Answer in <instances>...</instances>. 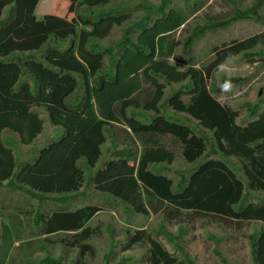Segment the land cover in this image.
<instances>
[{
	"label": "trees",
	"instance_id": "obj_1",
	"mask_svg": "<svg viewBox=\"0 0 264 264\" xmlns=\"http://www.w3.org/2000/svg\"><path fill=\"white\" fill-rule=\"evenodd\" d=\"M113 1L116 0H84V4L96 7ZM139 2L144 16L136 25L141 32L134 41L128 35L131 30L128 29L118 43L121 52L115 59L113 71L111 67L103 68L104 53H112V49H100L96 43L91 45L90 40L109 35L114 25H121L130 18L128 13L116 16L110 15L107 10H91L94 20L82 21L92 29H83L79 33L78 44L72 40L70 47L61 51L55 46L71 37L74 39L75 23L58 15L37 18L28 10L24 0H0V187L23 191L40 202L33 224L40 230L39 250H48V254L40 259V264H65L71 251L82 255L85 252L96 254L94 258L100 262L101 251L95 246L94 237L99 234L89 225L100 208L86 205L71 211L67 205L83 194V184L88 182L86 170H94L101 159L105 132L112 123L124 122L143 138L156 132L179 137L185 144L184 156L189 162L203 155L207 145L205 137L161 115L160 106L163 105L166 86L159 80L161 78L184 84L190 89L186 93L190 95L189 103L182 98L184 92L177 90L169 98L170 105L177 111L190 114L202 126L213 131L218 149L224 155H235L244 162L250 189L264 192V111L247 126L238 125L236 111L218 99L220 87L215 82L209 83L221 63L231 64L233 58L242 52L250 55L245 51L264 38V33L223 43L222 47L215 46L217 57L205 69L189 67L182 70L177 62L189 64L191 59L178 54V30L185 27L190 17L208 1L194 0L187 7L171 5L172 0ZM262 8L264 10V0H258L252 7L239 10V13L247 15ZM239 17L233 16L231 20ZM225 24L226 21H211L197 26L186 42H192L207 28ZM38 51L40 57L34 54ZM111 58L113 60V54ZM77 77L84 80L83 100L68 103L79 87ZM222 80L224 83L231 82L225 76ZM144 81H150L155 86L151 99L140 98L144 95ZM34 105L46 108L51 122L65 133L41 148L33 161L21 163L15 154V146H11L15 143L4 140L3 132L11 130L19 134L22 143L32 144L44 129L43 119L31 109ZM142 105L155 112L156 117L150 123H142L128 115V109ZM257 109L255 106L251 112L256 114ZM131 113L136 114L134 111ZM145 140L156 143L152 137ZM117 156L120 157L118 160H111L103 169L97 170L92 181L100 192L120 198L133 206L136 212H149L143 200L144 187L150 197L154 195L166 200L171 208L192 215L208 213L217 219L214 221L217 224L225 220H260L264 223V203H247L245 184L221 159L205 161L189 178L182 173L179 184L175 185L173 179L157 175L148 168L152 162H173L175 153L165 147L153 144L147 148L137 169L129 164L132 159L129 151L120 150ZM176 187L178 192H175ZM47 200H53L58 205L45 211L41 205ZM169 213L174 215L175 211L170 209ZM14 219L17 228L20 216L16 215ZM5 229L8 237L9 228L5 226ZM167 235L173 241L174 235ZM7 237L3 236L5 244L9 242ZM140 238L141 233L133 236L131 241ZM250 241L253 264H264V227L260 233L252 234ZM30 244L23 243L18 249L24 245L30 248ZM142 246L147 247L150 264H197L186 252L187 261L174 257L162 242L152 238ZM57 249H61L63 255L55 258L52 253ZM17 259L19 262L15 264L24 261L14 255L13 261ZM126 260H121L119 264ZM222 260L223 264H231L224 258Z\"/></svg>",
	"mask_w": 264,
	"mask_h": 264
},
{
	"label": "rangeland",
	"instance_id": "obj_2",
	"mask_svg": "<svg viewBox=\"0 0 264 264\" xmlns=\"http://www.w3.org/2000/svg\"><path fill=\"white\" fill-rule=\"evenodd\" d=\"M28 10L35 15L37 18H45L50 14L62 16L70 20H77V17L87 18L90 16V11L93 9H104L111 10L113 14H126L130 15V19L121 26H116L110 37L100 41L102 45L109 46L114 45L121 38L125 28L131 26L144 14L143 8L140 6L139 0H116L112 4H106L105 6L88 7L84 4V0H24ZM158 3L161 0H151ZM211 4V9L204 11L214 15L220 10H230V15H235L237 9H246L252 6L256 0H236L233 3L229 0H208ZM172 5L182 6L185 5L184 0H172ZM203 14L198 16L194 23L205 22ZM73 21V22H74ZM264 29V10H260L258 15L253 17H242L240 20H234L230 25L223 28L216 29L214 31H207L201 40L195 42L193 53L197 55L196 65L200 67L207 66L213 61L215 56H211V46L215 41L222 44L224 40L231 41L233 38L242 39L252 35L255 32ZM80 27L77 28V31ZM138 29L134 27V31L130 33V36L136 37ZM185 30L180 34L178 48L183 49L185 44ZM205 39H208L205 40ZM72 38L65 41L64 45H60L64 48L68 46ZM259 46L251 51H260ZM263 54L248 58L244 54L237 56V64L229 65L223 64L219 69L213 73L212 81L218 86L223 87V91L219 95V99L227 103L233 108L239 117V121L243 124L251 120L250 109L248 104L257 105L259 112L264 110V50ZM36 55L40 54L39 51L35 52ZM201 55V56H200ZM109 63V56L105 55V66ZM222 75L231 79L228 84H223ZM236 79V80H232ZM211 82V81H209ZM154 88L146 84V88L143 90L144 95L140 98L142 100L148 99L153 94ZM173 92V88L167 86L166 95H170ZM76 100H82L83 87L77 94ZM74 95V96H75ZM73 96V97H74ZM169 98V96H167ZM188 101L189 97H185ZM135 110V107L131 108ZM130 110V111H132ZM35 113H38L44 121L43 133L30 145L22 144L19 136L13 134L11 131H4V140H12L16 142L14 148L15 153L19 159V162L33 161V158L38 155L39 150L45 147L52 140L58 137L63 131L60 127L52 124L48 111L44 107H34L32 109ZM165 115L171 119L181 123H191L195 127V130L207 138V157H222L221 153H214L210 151L212 147L217 148L213 134L211 131L201 129L199 122L191 120L187 115L182 113H176L172 108H164ZM131 113V112H130ZM131 115V114H130ZM253 119V118H252ZM110 136L106 143V147L109 149L114 148L112 142L117 143L116 149L129 148L126 147L124 141L130 140L126 131L116 126L111 129ZM117 134V139L115 135ZM173 145H176L177 154L179 155L180 162H185L181 158V149L177 142L174 140ZM107 151V150H106ZM116 151V150H111ZM111 151L107 152L109 154ZM210 151V152H209ZM209 152V153H208ZM112 153V152H111ZM105 155V154H104ZM106 156V155H105ZM224 159V158H223ZM227 162L232 166L233 169L245 179L242 172V163L235 157H226ZM187 167V165H186ZM95 171H88L90 179L89 184L85 185L82 189L83 194L74 200L68 208L75 209L80 206L96 205L100 207L99 213L92 218L89 225L96 229L99 236L96 237L95 246L99 247L101 254L100 262L96 261L93 253L85 252L83 255L77 251H71L65 259V264H119L121 260L127 259L122 264H150L147 261V247L140 246V244H131L129 238V231L127 230L130 221L136 222L138 225H146L149 220L146 217H132L124 209L121 202L116 201L113 198H105L91 182V178L94 176ZM247 203H264V192L251 190L248 186L246 189ZM40 202L38 199L27 195L23 191L12 190L7 186L0 187V264H15L17 261H13V256L20 257L23 262L22 264H40V259L48 254V250H39V232L40 230L35 227L33 222L35 221V211L37 205ZM41 205L42 209H53L58 205L53 200H47ZM116 210V211H115ZM40 212V211H39ZM19 215L21 222L17 224L15 216ZM165 217L159 215L155 217L150 226L149 233L152 237L161 239L160 242L169 249V251L180 260L187 261L184 252L189 254L197 264H223L222 258L229 261L231 264H253V254L251 252V241H249V235L254 231H260L263 227L262 223L245 221L242 224L237 225L231 224L228 228L223 229V223L221 221L219 227L214 226L215 223L210 217L202 218H190L182 216L179 220L172 222L167 229L173 231L174 234L179 233L180 227L184 231L180 234L179 239L174 241L168 239L164 234L159 232V225L163 223ZM5 226L9 228V235L7 237V230ZM3 236L9 239V242L5 244ZM93 237V238H94ZM30 242V248L26 245L23 248L18 249L21 244ZM143 245V244H141ZM181 249H184L182 251ZM47 253V254H46ZM102 256L103 254L106 255ZM53 257L63 255L61 249L54 251ZM51 254V255H52ZM129 259V260H128Z\"/></svg>",
	"mask_w": 264,
	"mask_h": 264
},
{
	"label": "clouds",
	"instance_id": "obj_3",
	"mask_svg": "<svg viewBox=\"0 0 264 264\" xmlns=\"http://www.w3.org/2000/svg\"><path fill=\"white\" fill-rule=\"evenodd\" d=\"M185 1V5H182V6H178V5H174V6H178V7H187V6H189V4L188 3H193L194 2V0H191L190 2L188 1H186V0H184ZM208 1V0H207ZM229 1H231V0H229ZM151 2H153V1H151ZM160 2V1H159ZM158 2V3H159ZM210 1H208V3L201 9V10H199L197 13H195L192 17H190V19L188 20V22H187V25L184 27V26H182L179 30H178V44H179V37H180V34L185 30V32H186V34H185V44L183 45V49H181V48H178V46L179 45H177V51H178V54H181V55H184L188 60H189V58L191 59L190 60V63L189 64H182V63H179V62H177V65H178V67H179V69H182V70H187L189 67H197V68H201V69H205L208 65H210L215 59H216V52H215V50H214V47L215 46H219V47H222V45H223V43H231V42H233V41H236L237 40V38H233L231 41H227V40H224L223 41V43L222 44H219L218 42H214V43H212V48H211V56H215V58L213 59V61L212 62H210L207 66H204V67H200V66H198V65H196V62H197V55H195L194 53H193V48H194V46L196 45L195 44V42H197L198 40H201L202 39V37L205 35V33L207 32V31H209V30H211V31H214V30H216V29H219V28H223V27H225V26H228V25H230L231 24V22L232 21H234V20H240L242 17H248V16H250V17H253V16H255V15H258L259 14V12H260V9L259 10H257V12H251V13H248L247 15H242V14H240L239 13V10H241V11H244L245 9H237L236 10V13H235V15H230L231 14V11L230 10H220L218 13H216V14H214V15H212V14H210L209 12H207V11H204V10H206V9H211V4L212 3H209ZM232 2V1H231ZM256 2H258V0H256L255 1V3ZM111 4H112V2H110ZM110 3H107V4H110ZM153 3H155V2H153ZM254 3V4H255ZM236 4H237V2H236ZM253 4V5H254ZM171 5H172V3H171ZM252 5V6H253ZM105 6V5H104ZM252 6H250V7H252ZM250 7H248V8H250ZM248 8H246V9H248ZM100 10H104V9H99V10H97L96 9V11H100ZM261 10H263V8L261 9ZM104 11H106V10H104ZM107 11H109V12H107V13H109L110 15H116V16H120V15H122V14H120V15H117V14H113L112 13V11L111 10H107ZM200 14H203L202 15V17L203 18H205V22L202 24L201 22H197V23H194L197 19H199L198 18V16L200 15ZM34 15V14H33ZM50 15H54L53 13L52 14H50ZM35 16V15H34ZM144 15H142L140 18H139V20L143 17ZM233 16H240L239 18H237V19H233V20H231L232 19V17ZM68 19V18H67ZM82 19H85V20H87V19H93L94 20V18L92 17V15H91V11H90V16L89 17H87V18H83V17H77V20L76 21H74V20H70V21H74L73 23H75V25H76V35H74L73 37H74V39L72 38V40H74L75 41V43L76 44H78V41H79V33L84 29V30H88V31H90L91 29H92V27L91 26H86L85 24H83V21H82ZM130 19V18H129ZM128 19V20H129ZM127 20V21H128ZM138 20V21H139ZM138 21H136V22H138ZM211 21H213V22H215V21H226V24L225 25H223V26H217V27H215V28H212V27H210V28H207L202 34H200V35H198V36H196V37H194V40L192 41V42H190V43H187L186 42V39L188 38V36H190V35H192V33H193V30L197 27V26H204V25H206V24H208L209 22H211ZM228 21V22H227ZM136 22L134 23V25L132 24L131 26H129V27H127V28H125V30L123 31V34H122V36H121V38L116 42V44H114V45H109V46H104V45H102V43L100 42V41H102V40H104V39H106V38H108V37H110L111 35H112V33H113V30H114V28L116 27V26H121L122 24H124V23H122L121 25H114L113 26V28L111 29V32L109 33V35H107L106 37H104V38H92L91 40H90V44L92 45L93 43H96V45H97V47L98 48H109V49H112V53H109V52H105L104 53V59H103V68L104 69H106V68H108V67H111L112 68V70L114 71V69H115V64H116V61H115V59H117L118 57H119V54H120V52H121V48L120 47H118V43L121 41V40H123V37H124V35L125 34H127V31H128V29L130 28L131 30H130V32L128 33V35L130 36V33L132 32V31H134V27H136L137 29H138V34L136 35V37L134 38L133 36L131 37L130 36V38H132L134 41L137 39V36L139 35V33L141 32V30H140V28L136 25ZM80 27V30L79 31H77V28H79ZM264 33V29L263 30H261V31H258V32H255V33H253L252 35H259V36H261L262 34ZM252 35H250V36H252ZM250 36H247V37H245V38H248V37H250ZM245 38H242V39H238V40H243V39H245ZM70 39V38H69ZM66 40H68V39H66ZM72 40L70 41V43L68 44V46H66L65 45V47L64 48H61L60 47V45H64L65 44V41H63V42H61V44L58 46V47H56L55 46V48L56 49H59V50H61V51H65L66 49H68L69 47H70V45H71V42H72ZM205 40H207L208 41V39H205ZM259 46H262V47H264V38H262L261 40H259V42L253 47V48H250V49H247L246 51H245V53L246 52H248V53H250V55H245L244 54V52H242L243 54H244V56H246V57H248V58H253V57H255V56H258V55H261V54H263V52H261L262 50H264V49H262V48H260V51H251V50H253V49H255L256 47H259ZM87 48H89L88 47V44H87ZM43 49H45V48H43ZM242 53H239V54H242ZM35 54V53H34ZM112 54L114 55V58H113V60H112V58H111V56H112ZM213 54V55H212ZM239 54H237L236 56H235V58H233V60H232V62H231V64H226L227 66H231V65H233V64H237L238 62H237V56L239 55ZM39 55V57H40V54H38ZM105 55H108L109 56V63H108V65L107 66H105ZM201 56V55H200ZM189 57V58H188ZM42 58L44 59V56H42ZM171 61L172 62H174L173 61V59H171ZM223 64H225V63H221V66H223ZM220 66V67H221ZM219 67V68H220ZM218 68V69H219ZM216 71V70H215ZM214 71V72H215ZM213 72V73H214ZM222 76H224V75H222ZM213 77V76H212ZM212 77L210 78V80L209 81H211V82H209V83H211L212 84V82H214V81H212ZM78 78V80H79V87H78V89L70 96V98L68 99V103H72V102H81L82 100H83V95L85 94V86H84V80H83V78L82 77H77ZM227 78V77H226ZM228 79V78H227ZM161 82H164L165 83V95H164V99H163V105L162 106H160V111H161V115H163L168 121H171V122H174V123H178V124H181V125H184V126H188V127H190L191 129H192V132L194 133V134H196V135H198V136H203V137H205V135H202V134H199L196 130H195V127L193 126V124H191V123H181V122H179V121H176V120H171V119H169L166 115H165V111H164V108L166 107V105H168V107H170V108H172V110L173 111H175L176 113H182V114H185V115H187L188 116V118H191V120H195V121H197V122H199V127L201 128V129H204V130H208V131H211V130H209L208 128H205L204 126H202L201 125V123H200V121L199 120H197V119H195L194 117H192L190 114H188V113H186V112H181V111H177V110H175L171 105H170V103H169V98L178 90V91H183L184 92V95L182 96V98H183V100L186 102V103H189L190 102V95L189 94H186L187 92H189V90L190 89H188V88H185L184 87V84H175V83H171V82H167L165 79H163V78H161V79H159ZM229 80H231V79H229ZM223 81V80H222ZM30 84L32 83V81L31 80H29L28 81ZM188 82H189V79H188ZM146 84L148 85L149 84V86L150 87H152V88H154V91H153V94L148 98V99H151L152 97H153V95H154V93H155V86L150 82V81H144V89L146 88ZM223 84H228V83H224L223 82ZM216 85V84H215ZM167 86L168 87H170L171 89L173 88V92H171V94L170 95H166V88H167ZM216 86H218V85H216ZM83 87V95H82V100H76L75 98L77 97V95H75V94H77L78 93V91H79V93H80V91H81V88ZM218 87H220V89H221V91H220V94H221V92L223 91V87L222 86H218ZM220 94H218V97H219V95ZM75 95V96H74ZM74 96V97H73ZM167 96H169V98H167ZM185 97H189V100L188 101H186L185 100ZM219 99V98H218ZM220 100V99H219ZM141 103L143 104L144 102H142L141 101ZM225 104H227V103H225ZM229 106V105H228ZM258 107V109H257V112H256V114H253L251 111L253 110V108L254 107ZM34 107H39V106H32V108L31 109H33ZM230 107V106H229ZM248 107H249V109H250V107H252V109H250V116L253 118H251V120L249 121V122H247L246 124L244 123H242V122H240L239 121V124L238 125H240V126H242V127H244V126H247L251 121H254V120H256V119H258L259 118V116H260V114L264 111H262L261 113L259 112V108L261 107L259 104H257V105H252V104H248ZM136 108V107H135ZM231 108V107H230ZM46 109V108H45ZM95 109L96 110H98L97 109V106L95 105ZM233 109V108H232ZM130 110H132L131 108L130 109H128V115L129 116H131V117H134L135 119H137V120H139L140 122H142V123H150L155 117H156V115H155V112L153 111V110H147V109H145L144 107H143V105L142 106H140V107H138V108H136L135 110H132V111H134V112H136V114H132V113H130L131 111ZM234 110V109H233ZM235 111V110H234ZM237 113V112H236ZM49 114V113H48ZM131 114V115H130ZM50 118V117H49ZM239 120V117H238V114H237V117H236V122ZM53 124V123H52ZM56 126V125H55ZM116 126H119V127H121V128H123L125 131H126V133L128 134V136H129V138H130V140L128 141V142H126V141H124V143H126L125 144V146L126 147H129V148H122V149H116L118 146H117V143L115 142V141H113L112 142V145H113V147L114 148H112V149H109V148H107L106 147V143H107V141H108V138H109V136H110V133L112 132L111 131V129L112 128H114V127H116ZM58 127V126H57ZM62 129V128H61ZM5 131H7V130H5ZM9 131H11V130H9ZM62 133L60 134V135H58V137L57 138H55L54 140H52L49 144H47L45 147H47L48 145H50L53 141H55V140H57L58 138H60L61 136H63L64 135V130L62 129ZM13 134H16L17 136H19V134L18 133H15V132H13V131H11ZM212 132V134H213V131H211ZM43 133V132H42ZM41 133V134H42ZM41 134H39L38 135V137L41 135ZM105 134H106V141H105V143L102 145V150H103V155H102V157H101V159L99 160V162H98V164H97V166L95 167V169L94 170H86V173H87V177H88V180L90 179V177H89V175H88V171H95V174H96V172H97V170H99V169H103L105 166H106V163H108L109 161H111V160H118L120 157L119 156H117L118 155V151H120V150H127V151H129V153H131V157H132V159H131V161L129 162V164L130 165H132V166H134L135 165V167H136V169L139 167V163H140V160H141V158H142V155H143V153H144V151L147 149V148H150L153 144H157V145H160V146H163V147H165L167 150H169V151H171V152H174L175 153V158H174V160H173V162H171V163H168L167 161H163V162H152V163H150L149 164V166H148V168L150 169V170H152L155 174H157V175H161V176H165V177H169V178H171V179H173V181H174V183H175V185L176 184H179V180H180V178H181V174L183 173V175L182 176H185L186 178H189V176H190V174L192 173V172H195L205 161H207V160H209V159H221L223 162H225L226 164H227V166L230 168V169H232L233 170V172L236 174V176L239 178V179H241L242 181H243V183L245 184V192H244V194H246V189H247V186L249 187V185H248V182H247V179H246V175H245V172H244V165H243V161L239 158V157H237V156H235V155H233V156H235V157H237L240 161H241V163H242V172L241 173H243V175H244V177H245V179L244 178H242V176L238 173V171H236L235 169H233L232 168V166L227 162V159H226V157L228 158V157H230V156H232V154H230V155H224L219 149H218V146H217V148H215V147H212L211 149H210V151H214L215 153H221L222 154V157L224 158H221V157H207V158H205V156H206V152H207V147H208V144L206 145V149L204 150V152H203V155L201 156V157H199V158H197L196 160H194V161H192V162H189L187 159H186V157L184 156L185 154H184V150H185V144L181 141V139L179 138V137H177V136H175V135H173V134H169V133H162V132H156V133H151V134H148V135H146L145 136V138H143L142 136H140V135H138V134H136V133H134L133 131H132V129L128 126V125H126L124 122L123 123H112L109 127H108V131L107 132H105ZM3 136H4V132H3ZM37 137V138H38ZM115 137H116V139H117V134L115 135ZM147 137H152L153 138V140L156 142V143H151L150 141L149 142H147L145 139L147 138ZM19 138H20V136H19ZM36 138V139H37ZM119 138V137H118ZM213 138H214V135H213ZM35 139V140H36ZM176 141L177 142V144L179 145V147H180V149H181V158H183L184 160H185V162H180V159H179V155L177 154V150H176V145H173L174 143H173V141ZM205 140H206V142H208L207 141V138L205 137ZM214 140H215V138H214ZM8 141V140H7ZM10 141H12L11 139H10ZM20 141H21V139H20ZM14 142V141H13ZM35 142V141H34ZM33 142V143H34ZM15 144H16V142H14ZM21 143H22V141H21ZM215 143H216V141H215ZM22 144H24V143H22ZM12 145H14V144H11V146ZM26 145V144H25ZM30 145V144H29ZM13 147V146H12ZM43 148V147H42ZM107 150V151H106ZM111 150H116V151H111ZM109 151H111L109 154H107V152H109ZM209 151V152H210ZM208 152V153H209ZM213 152V153H214ZM214 153V154H215ZM16 154V153H15ZM106 156H105V155ZM186 165H187V167H186ZM95 174H94V176H95ZM93 176V177H94ZM93 177L91 178V182H93L92 181V179H93ZM94 183V182H93ZM88 185L89 184V182H87V183H84L83 185L85 186V185ZM84 186L82 187V189L84 188ZM94 186H95V183H94ZM95 188H96V186H95ZM250 188V187H249ZM97 189V188H96ZM252 190V189H251ZM97 191L99 192L98 194H101L102 196H104L105 198H108V197H110V198H113V199H115L116 201H119V202H121L122 204H123V206H124V209L130 214V216H132V217H146L148 220H149V223L148 224H146V225H138L136 222H132V221H130V225H128V227H127V230L129 231V233H128V235H129V238H130V243L131 244H133V245H135V244H140V246H142L141 244H143L144 242H149L150 241V239L152 238V239H155V240H157V241H161V239H157V238H154V237H152L151 235H150V233H149V226H150V224H151V222H152V220L155 218V217H158L159 215H163L165 218L164 219H162L163 220V223H161L160 225H159V232H162V234H164L168 239H169V237H168V235H167V233H170V234H172V235H174V237H172L173 238V241H174V239H179L180 238V234L184 231V229L182 228V227H180V231H179V233H176V234H174L173 233V231H171L170 229H167L166 227H168L172 222H174V221H176V220H179L182 216H184V217H190V218H202V217H206V216H208V217H210V219L212 220V221H215V220H217V219H213L208 213H204V212H201V213H199V214H197V215H192L190 212V214H186V213H182V212H184V210H175V209H173V208H171V205L166 201V200H162V199H160V198H158L157 196H154V195H152L151 197L148 195V193H147V191L145 190V188L144 187H142V191H143V200H144V203H145V206L147 207V209H148V213H142V212H136L135 210H134V208H133V206H130V205H128V204H126V203H124L120 198H116V197H113L112 195H109V194H105V193H102V192H100L98 189H97ZM175 192H178V188L176 187V189H175ZM27 194V193H26ZM27 195H29V194H27ZM32 197V196H31ZM34 198V197H33ZM96 206V205H95ZM81 207H85V206H80V207H78V208H75V209H71V208H69V210H77V209H79V208H81ZM100 208V207H99ZM154 209H159L158 211H156V210H154ZM171 209V211L173 212V211H175V213H173L174 215H171L170 213H169V210ZM116 211V210H115ZM98 213H99V211H98ZM97 213V214H98ZM97 214H95L94 216H96ZM93 216V217H94ZM226 222H221V223H223V226H222V228L223 229H226V228H228L229 227V225H231V224H234V225H239V224H242L243 225V222H245V221H249V220H236V221H227V220H225ZM249 222H258V223H262V225H263V227H264V223H263V221H260V220H250ZM214 226H217V227H219L220 228V226H219V224H214ZM263 227H262V229H263ZM238 228H239V226H238ZM261 229V230H262ZM260 230V231H261ZM260 231H258V233H260ZM255 232H257V231H254V233ZM139 233H141V238L140 239H138V240H133V242L131 241V238L133 237V236H135V235H138ZM254 233H252V234H254ZM252 234H250L249 235V241H250V237H251V235ZM159 241V242H160ZM168 249V248H167ZM182 251H184V249H181ZM168 251H169V249H168ZM170 252V251H169ZM251 252H252V249H251ZM171 253V252H170ZM172 254V253H171ZM252 254H253V252H252ZM174 256V255H173ZM175 257V256H174Z\"/></svg>",
	"mask_w": 264,
	"mask_h": 264
}]
</instances>
